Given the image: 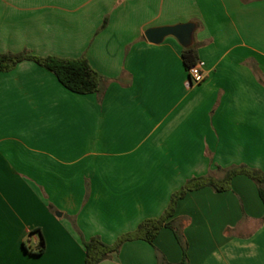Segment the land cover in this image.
Instances as JSON below:
<instances>
[{"label": "crops", "instance_id": "crops-1", "mask_svg": "<svg viewBox=\"0 0 264 264\" xmlns=\"http://www.w3.org/2000/svg\"><path fill=\"white\" fill-rule=\"evenodd\" d=\"M187 21L198 84L174 37L144 36ZM24 51L85 58L103 89L71 92L29 59L0 70V264H85L82 240L112 245L160 217L188 179L264 171V0H0V53ZM262 215L240 174L223 191H187L172 218L188 264H264ZM182 256L164 227L98 264Z\"/></svg>", "mask_w": 264, "mask_h": 264}, {"label": "trees", "instance_id": "trees-1", "mask_svg": "<svg viewBox=\"0 0 264 264\" xmlns=\"http://www.w3.org/2000/svg\"><path fill=\"white\" fill-rule=\"evenodd\" d=\"M181 57L187 70L198 61L196 47L182 48ZM25 59L33 60L36 64L52 72L60 84L71 92L77 94L101 93L103 89L101 77L90 67L85 58L37 57L28 55L25 51L20 53L6 52L0 53V70H7ZM219 170L223 173L220 178L208 173L188 179L182 188L171 195L168 207L160 217L143 220L133 232L120 236L112 245L105 244L97 236L82 240L85 249V264H98L100 261L110 257L112 253L119 250L122 243L126 240L142 239L152 243L156 233L164 227L173 231L176 240L182 248V259L175 264H188L185 254L186 245L178 228L180 225L177 226L172 218L177 200L181 199L187 191L206 186L211 187L215 191H223L228 187L229 181L240 174L246 175L256 184L258 196L263 204L262 221L264 222V171L244 164L232 165L225 169L219 168ZM43 249L44 242L40 237L35 253L40 254ZM160 263L171 264L165 260L160 261Z\"/></svg>", "mask_w": 264, "mask_h": 264}, {"label": "water", "instance_id": "water-1", "mask_svg": "<svg viewBox=\"0 0 264 264\" xmlns=\"http://www.w3.org/2000/svg\"><path fill=\"white\" fill-rule=\"evenodd\" d=\"M197 28V23L194 21H187L174 25H165L148 28L144 32L147 41L151 43H160L165 37L172 36L183 47H191L194 43V32Z\"/></svg>", "mask_w": 264, "mask_h": 264}, {"label": "built area", "instance_id": "built-area-1", "mask_svg": "<svg viewBox=\"0 0 264 264\" xmlns=\"http://www.w3.org/2000/svg\"><path fill=\"white\" fill-rule=\"evenodd\" d=\"M204 62L198 60L195 64L187 69L188 76L192 83L198 84L204 79Z\"/></svg>", "mask_w": 264, "mask_h": 264}]
</instances>
